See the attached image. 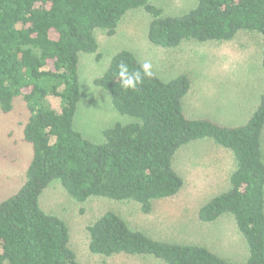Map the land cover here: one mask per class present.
I'll return each instance as SVG.
<instances>
[{
    "label": "trees",
    "instance_id": "16d2710c",
    "mask_svg": "<svg viewBox=\"0 0 264 264\" xmlns=\"http://www.w3.org/2000/svg\"><path fill=\"white\" fill-rule=\"evenodd\" d=\"M137 9L149 18L153 46L226 41L246 32L259 44L264 69V0H196L177 15H163L149 0H0V113L14 114L22 104V140L31 146L24 182L0 201V264H83L65 220L42 207L43 191L56 181L77 203L93 197L132 202L149 215L153 202L173 197L184 184L173 167L176 152L203 139L226 150L233 167L228 188L201 206L197 217L208 223L231 215L247 243L243 262L227 261L199 244L156 239L114 210L86 226L88 250L103 257L148 256L163 264H264V87L246 121L218 125L184 113L187 74L169 80L152 71L146 76L135 53L120 49L92 82L126 121L102 129L100 142L73 125L81 100L80 54L99 61L96 32L113 36ZM121 64L140 73L135 90L123 86Z\"/></svg>",
    "mask_w": 264,
    "mask_h": 264
},
{
    "label": "rangeland",
    "instance_id": "374dc122",
    "mask_svg": "<svg viewBox=\"0 0 264 264\" xmlns=\"http://www.w3.org/2000/svg\"><path fill=\"white\" fill-rule=\"evenodd\" d=\"M149 3L162 9L163 15H177L193 7L196 0H149ZM148 21L145 12L132 10L119 23L113 36H107L102 30L96 32L99 61L93 54H80L81 100L74 127L84 137L100 142L102 129L126 121L127 118L111 105L106 92L92 82L105 69L111 55L120 49L133 51L142 65L150 63V70L163 80L187 74L191 87L182 100L187 116L207 118L226 126L246 121L255 98L264 87V69L255 37L238 32L226 41L186 40L176 47L163 49L148 42ZM49 101L55 107L59 104L58 99ZM16 108L11 115L0 113V201L22 185L31 155L30 144L22 140L24 108L22 104ZM262 148L264 152V129ZM224 151L209 139L181 146L174 156L173 167L184 184L173 197L153 202L149 215L140 212L132 202L93 197L85 203H77L56 181L43 191L40 203L46 211L65 220L70 229L71 246L83 264H163L148 256L91 254L86 226L107 210L116 211L130 227L156 239L199 244L227 261L243 262L248 256L247 243L231 215L208 223L197 217L201 206L228 188L224 179L233 161Z\"/></svg>",
    "mask_w": 264,
    "mask_h": 264
},
{
    "label": "clouds",
    "instance_id": "9594fccd",
    "mask_svg": "<svg viewBox=\"0 0 264 264\" xmlns=\"http://www.w3.org/2000/svg\"><path fill=\"white\" fill-rule=\"evenodd\" d=\"M143 72L146 76H151V64L148 62H145L142 65ZM120 77L122 78V84L125 88H132L133 90L136 89V85L141 82L142 77L139 72H132L129 73L127 67L123 64L120 65Z\"/></svg>",
    "mask_w": 264,
    "mask_h": 264
},
{
    "label": "crops",
    "instance_id": "0c3cea01",
    "mask_svg": "<svg viewBox=\"0 0 264 264\" xmlns=\"http://www.w3.org/2000/svg\"><path fill=\"white\" fill-rule=\"evenodd\" d=\"M262 89H263V88H262ZM258 90H259V89H258ZM261 91H262V90H261ZM258 92H259V91H258ZM259 93H260V92H259ZM259 93H258V94H259ZM256 101H257V98H255V101H254V103H253V107H254V104L256 103ZM252 110H253V109H252ZM252 110H251V111H252ZM251 111H250V112H251ZM218 151H219V150H218ZM226 153H227V152H226ZM227 155H229V154L227 153ZM231 158H232V157H231ZM232 161H233V159H232ZM232 161H231V163H232ZM232 166H233V163H232ZM224 180H226V178H225Z\"/></svg>",
    "mask_w": 264,
    "mask_h": 264
}]
</instances>
